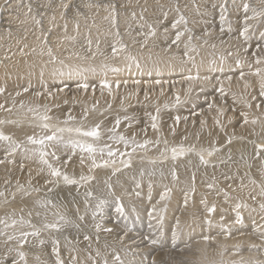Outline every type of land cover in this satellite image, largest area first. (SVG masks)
Listing matches in <instances>:
<instances>
[{
	"label": "bare ground",
	"instance_id": "1",
	"mask_svg": "<svg viewBox=\"0 0 264 264\" xmlns=\"http://www.w3.org/2000/svg\"><path fill=\"white\" fill-rule=\"evenodd\" d=\"M20 1L21 0H0V87L5 88V91L0 93V105L3 106L0 107V131H3L6 135H10L13 140L20 144V147H18L15 152H12L7 142L0 141V161H3V163H0V193H3V195H0V219H8L10 224L11 219L14 218L19 220L20 217H23L25 220H30L31 223L36 225L37 228H41L44 223L57 222L59 217L62 215L65 217L67 223L61 221L63 235L53 236L50 234V231L52 230L41 231L39 237L29 236L26 245L24 244L22 247L18 245L17 241H7L6 236L0 235V264H13V260L18 261V264H24L23 261H20L16 251H10V249H15L17 247L20 248V251L26 253L27 264H60L61 261L64 263V260L60 259L58 256L57 258L53 257L52 260L48 259L43 263H38V259H42L49 248H51V253L54 252V248L57 245L55 241L65 240V226L68 227L73 223L78 224V216L86 213V211L91 212V210L97 206L99 199L105 200L107 198H112L107 194L108 189H111L112 187L113 188L109 192L112 191L117 193V195H120L122 198L121 200L123 201L122 203H124L125 207H133L135 212L140 209V207L141 209L142 207H145L136 201L141 200V197H138V194L137 196H134V193L129 192L128 186L131 182H134L135 185H137L138 182L139 186L142 185L141 183H143L145 186H151L155 183L153 181L154 183L152 182V184V180H155L157 186H159L161 189L166 188L172 190V193L170 197H167V194L163 193L162 191L163 194L161 197L164 198L156 202L154 206H149L151 207L150 210H152V213L150 212L149 215L156 217V220L162 222L167 216L168 218L171 216L172 212L176 210V207L178 206L177 204H179L181 201L183 209L179 212L178 216H176L175 226L172 227L174 232L177 231L178 228L182 227V223L186 221L184 218H187L188 212L197 207V205L202 204L201 207L204 209V215H202L200 219H196L198 223L197 226H199L198 228L196 226L197 231L198 229L200 231L202 228V225L200 226L199 222L205 221L204 223L209 226L206 230L213 231V234L208 233L206 236L210 238L214 237V239L205 240L204 237L197 236L198 238L194 240V247L197 250L196 256H194V264H252V259L250 261L248 260L249 255L256 256L254 260L257 262V264H264V260L260 261L263 253L259 252L261 247L264 248V245H260L261 247L257 252L254 253L251 251L250 253L247 250V252L241 250V248L245 245H253L252 243L246 242L250 239L252 242L262 241L264 244V240L259 238L260 236L253 239L250 237V234L246 236L244 232L236 235L233 234V232H235V228L238 229L235 226L240 224L236 222V204H246L247 207H250V202L248 199L250 195H252L251 193H253V196L264 204V196L261 195V189L264 188V163H262L260 166L262 168L258 174V180L255 184L251 179L243 177L238 171L239 167L233 166L234 164H225V162L224 164L227 168H224V164H221L222 166L211 165L216 156L219 155L217 149L229 141H233L235 139L240 140L235 141V146H237L243 144V141L241 140L246 138L248 139V144L251 143L254 148H257V145L264 143V96H261V82L262 78H264V46L261 47V49L254 45L252 46L253 51L251 49V54L255 55L252 62L251 60H248L246 63L236 61L234 66L235 69L239 70V68L243 66V68L249 69L248 72L243 73V75L240 73L236 76L229 75L227 77H216L215 75H220L223 69L224 70L222 73L233 71V69H231L233 66H224L226 61H228L225 57L231 56L233 52L238 53V50L241 48L239 47L237 50H235L236 48L233 49V47H230V49H228L225 46L226 44L227 46H230V44L234 43L238 38L237 36V38L235 36L234 38L229 37L226 39V41H219L221 38L213 41L211 43V48L214 50L212 51L213 53L208 52L209 47H207L208 49L203 46L198 47L190 42H183L182 47H180L179 42L177 46H174V43V45L167 44V42L166 44L162 43V45H160L159 43L157 44L153 42L152 38L146 36L148 38L140 42H134V39L131 38L132 41H130V45H126V48L119 51L118 54H113L112 48L114 46L119 48L121 45L119 42L116 43L113 41V43H111L109 40L111 45L108 46L107 49H105L104 45V47H91L93 43L97 44L96 37L98 35L94 32V35L91 34V37L88 38L90 41L85 44L84 42L86 41V38H83L86 37L83 35L85 29H73L75 24L72 26V28H65V25L63 26L61 24L63 20L61 19L62 11L60 12V10L51 8V6H49L45 0H31L33 3L32 5L35 7L37 16L40 18L43 17L44 23L42 27L41 25H38L36 28H32L30 24H27L26 13L23 12V8L20 6L23 1L22 3ZM158 1L161 5L166 6V3L162 0ZM212 1L215 2L217 0ZM257 1L264 2V0ZM257 1L256 4H258ZM28 4L30 7L31 2L28 1ZM62 5H65V3L57 2L54 8ZM103 6L105 7V5ZM15 7H17L18 10ZM88 7L89 5L87 8ZM261 8L263 9V7ZM52 9L53 13L51 15L49 10ZM11 11H14L15 13H12ZM189 11L194 12L192 6L189 7ZM63 17L65 18V14ZM241 18L240 20L243 21L244 17L242 19ZM13 20L19 23L13 26ZM244 21H246V19H244ZM236 24L235 26H237ZM86 26L88 25L86 24ZM224 29L226 30V28ZM255 35L258 36L259 34ZM13 36H15V38L12 39V43L10 39ZM246 38H249V34L245 37V39ZM8 39L11 41V43L8 41ZM45 39L47 41L46 43ZM100 39H103V36L102 38H99V40ZM127 40L129 39L127 38ZM252 42L248 43V47ZM49 48L52 50L51 57L48 55ZM195 53L196 55L193 57ZM53 57L55 58V63L52 62ZM129 57H135V61ZM59 61H63L64 65L79 66L81 68H94L95 72L85 73L87 76L86 81L77 76H73L71 78L67 76H54L52 72L54 68L60 67ZM137 62L139 66H137ZM258 68L262 70L260 75L256 74V70ZM41 69L44 70V75L42 78L40 76ZM174 74H178L175 81H169L166 78H163V76L171 77ZM197 75L199 76V79H187L189 76L196 77ZM148 76H153L152 80L148 79L150 78ZM205 77H208V79H205ZM161 78L166 80H158L159 83H157L158 81H154ZM230 78H237L235 79V85H233L235 90H232L230 87L222 86L228 85L227 80H231ZM104 80H107L111 85V91H109L107 87L101 86ZM149 81L153 82L150 85L141 84ZM85 82H87L89 85L88 89L85 90L84 88L77 86L78 84ZM119 85H123L122 91L119 89ZM123 87L126 89L123 90ZM25 88L28 89L27 92L24 91ZM200 89L203 92L217 93V95L212 94L202 97L201 102L206 101L212 105L211 107L207 106L204 108H197L191 103L185 104L181 108H177V105H173L172 113H170V110H165L163 113H159L161 116L162 114L166 115L167 112L170 113L166 115L167 119L165 123L167 124L164 123L165 127L157 125L156 129L152 128V123L150 124L152 119L150 120V118L154 116L155 110L150 107L148 103H156L155 106L157 107L158 105H163L164 103L170 105L171 107L177 96H179V99L181 97H187L190 99V102H193L197 91ZM17 93L20 94L17 95ZM115 97H118L117 103L112 101L116 100ZM126 102L132 103L133 105L134 103L140 104L141 102H146L149 106L147 104L145 106V103L140 106H135V104L134 108L128 109ZM235 103H237L239 106L235 105ZM21 104H23V107H21ZM132 104L131 106H133ZM93 105H95V107H93ZM249 105H251V107H249ZM38 106L40 112L44 111L45 106L48 107V114L52 117L48 123L54 127H75L83 124V126L87 129L89 127L95 126L97 123L102 122L101 137L98 141L94 142L99 146H103L105 144L110 145L113 151L116 150L115 141L110 139V136H112L113 133L108 131V129L113 127H116L117 134L124 135L129 139L134 136L135 140L137 139V144H142L145 139L151 140L153 142L162 141V144L153 143L149 144L147 147L141 148L136 144H134V147L133 144L130 143V147H127V149L118 147V152H116V155L111 158L116 161L115 164H109L108 166H103L102 164L103 160L109 159L107 152L103 154L97 153V163H100L101 166L91 169V171L89 170L91 160L87 153H81L79 149H65L62 146H57L56 152L60 157V166L62 168L64 161L68 160L69 156H71V160L69 161L66 169H64L69 173V175L75 176L77 179L80 175H90L93 177L100 176L101 181L90 185H86L83 182L80 184L82 186L79 187V189H69L66 192L64 191L61 194V197L58 199L53 198V189L59 187V190H63L69 187V185L65 186V183H63L62 180L59 183H48V181L53 178L50 177L47 167L40 163L38 156H32L30 152L26 153L24 150L25 148L31 149L35 147L31 144H28V136L36 135L39 137L43 134V130L39 126L42 121L34 116L32 112L28 111L30 107L37 108ZM151 106L153 105L151 104ZM143 107H145L144 110H142ZM92 109L95 110L93 113ZM85 112L87 113L86 117ZM144 112H147V115H145ZM244 113H247V124L244 123ZM69 115L74 117L75 120L70 121L68 125H65L63 121L67 120ZM177 116L181 118V121H184L182 133L184 135L182 136L175 133L177 131L173 122L176 121ZM125 117H128V119H125ZM117 119L120 120L119 126H116L115 124ZM217 120H219V123H217ZM253 120H256V123H252ZM13 121H15V123H13ZM226 124L230 125L228 133L220 128ZM215 127H217V129H215ZM105 132L107 133L106 138ZM65 135L67 136L68 134ZM185 137H187V139H185ZM79 138L87 139L89 142H93L91 138ZM107 138L108 140H106ZM168 138H171L172 140H169ZM167 139L170 141L167 145L169 148L180 144H183L185 147L194 145L195 150L189 152L191 154L187 153L191 158H189L186 154L184 156H187L188 158H183L184 156H181V159H172V154L170 151L164 153V141H167ZM129 148H135V150L131 149L127 152ZM213 149H215V151H213V155L209 157L207 152ZM49 151H51V149H49ZM256 152L257 151L255 150L253 155H256ZM162 153H164V155L168 157L167 160L170 161L167 163H162L160 166H154L153 162L156 159H164ZM200 153L204 154L207 162H210L208 165H205V163L203 164L201 162L199 155ZM243 155L244 154H242V156ZM81 156L84 157L85 161L83 165L80 163ZM263 156L264 153H261L259 157ZM193 157L195 158L193 159ZM129 158L130 160L133 159L145 161H142V163L137 161L138 170L134 169L133 171L132 169L125 171V175L122 176V179L126 178L125 180H119V177L112 178L114 180H109L108 176L112 175L113 171L123 167L125 169L127 167L125 166L124 162L129 161ZM105 167H109L110 170L108 172H104ZM173 172H175L178 178H174ZM242 182L245 185H243ZM209 185L212 187H209ZM246 185H248L252 191L249 190ZM89 192H91L93 195L89 196ZM225 193H227V198H225ZM186 198L188 200L187 205H185ZM205 200L207 201L206 204L203 202ZM88 201L90 202L89 204ZM107 202H109V200H107ZM212 204L216 205V212L209 214L207 212V207H210ZM93 205L95 206L93 207ZM241 209L239 210L240 214ZM70 211H72L74 215H70ZM99 214L100 212L97 214L98 217L96 220V225L99 224L100 227L97 228L96 225L94 226L96 227V230L101 229L103 231L104 234L102 235L107 239L108 242L110 239L114 238L110 232L113 230L115 232V228L117 229V227H114L113 229L112 224H106L104 220L99 218ZM228 214L229 217H231L230 215L234 214L235 218H233L232 215V220L228 219ZM221 217H223V220H221ZM116 218L118 219V217ZM209 219L212 221L211 224L207 222ZM154 220L155 219H153V222ZM177 221H179V225H177ZM155 223H157V221ZM82 224L86 225L87 227H93L91 216L88 218L85 217ZM263 224L264 223L261 222V219L258 220L256 224H254V228H256L255 231L258 233V235L261 233L264 236V227H262L264 226ZM154 228L156 229V227ZM0 229H4L3 224H0ZM18 230L29 232L32 231V229L27 225H17L15 229L10 227L5 231H7L9 234H12ZM116 232L118 231L116 230ZM119 232L121 231L119 230ZM71 233L76 232L71 231ZM71 233H69L67 239L70 241H75ZM135 235L130 236L129 238H127L125 235L126 241L128 243L124 242L125 245L122 246L127 245L129 246L127 250L141 253L142 249L144 251L146 248L143 245L148 243L144 240V238H138L139 236L136 237L138 234L136 236ZM161 235H163V233ZM171 235L173 236V234ZM77 236L80 237L78 232ZM154 236L151 234V237ZM81 239L77 238L78 241ZM118 239H121V236L118 237ZM41 240H43V244L40 243ZM81 241H84V245L81 247L80 253H82L85 258L89 259V261L85 264H94L98 261H100L102 264H105V261H109L107 257L108 251L101 252L94 248L90 243L87 245V239H83ZM154 245L155 243L153 246ZM74 248L75 246L73 245V249ZM109 248H111V246H109ZM158 257L159 256L155 255L153 259L156 260ZM122 264L124 263L122 262Z\"/></svg>",
	"mask_w": 264,
	"mask_h": 264
},
{
	"label": "rangeland",
	"instance_id": "2",
	"mask_svg": "<svg viewBox=\"0 0 264 264\" xmlns=\"http://www.w3.org/2000/svg\"><path fill=\"white\" fill-rule=\"evenodd\" d=\"M22 1H23L24 4L22 3ZM25 1L21 0L20 2L22 4H20V6H21V8H23V12L26 13L27 24H30L32 28H36L38 25H41V27H42V25L44 24L43 23V17L40 18V17L37 16V13L35 12L36 11L35 7L32 5L33 3H32L31 0H25ZM28 1L31 2L30 7H29V4H28ZM41 1H44V0H41ZM45 1L49 4V6H51V8H53L55 10H60V12L62 11L61 12V14H62V18L61 19H63V20H62L61 24L63 26L65 25V28L66 27H71L72 28V26L75 24L73 29H76V28L77 29H80V28H84L85 29L84 33H83V35L86 36V37H83V38H86V41L84 42L85 44L90 41V39H88V38L91 37V34L94 35L93 33L95 32V34H97L99 37L98 36L96 37L97 44L93 43L91 45V47H93V46L94 47H101V46L104 45L105 49H107V47L110 46L111 43H113V41H115L116 43L119 42L120 44H124V45H128V44L130 45V41H132V39H134V42H138V41L140 42L142 40H145L148 37L152 38L153 42H155L157 44L159 43L160 45H162V43L166 44V42H167V44H172V45L175 44L174 46H177L178 42H176L177 44L174 42L175 41L174 37L176 35L175 33L177 31H183L184 35L181 37V39L179 41L180 47L183 46L182 45L183 42H190V43H192V44H194V45H196L198 47H202V46L206 47V48L209 47V49L207 48L208 52L213 53L212 51H214V50H212L213 48H211V46H212L211 43L213 41L218 40L220 38L222 40L220 39L219 41H223V40L226 41V39H228L229 37L234 38V36L235 37L237 36L238 38L236 37L237 40L234 43L230 44V46H227V44L225 46L228 49H230V47L231 48L233 47V49L236 48L235 50H237L239 47L241 48L240 50H238V53H234L233 52L231 56H226L225 57L228 61H226V64L224 66H226V67L233 66L231 68V69H233V71L232 72H223L222 73V71L224 70L223 69L221 71L220 75L219 74L215 75L216 77H218V76L227 77L229 75L236 76V75H238L240 73L248 72L249 69L243 68V66H241L239 68V70L235 69L234 66H235L236 61L237 62L241 61L242 63H246L248 60H251V62H252V60H253V58L255 56V55L251 54L252 51H253L252 46L254 45V46L258 47L259 49H261V47L264 46V39H263L264 38V6H263L264 2H262V1H257V0H225V1L224 0H217V1L214 2L212 0H180V1L179 0H162L163 2L166 3V6L165 5L164 6L161 5L158 0H149V1H147V0H120V2H119V0H117V1L116 0H113V1H111V0H99V1L98 0H89V1L88 0H82V1L81 0H67V1L66 0H59V1L58 0L57 1L56 0H45ZM53 1L56 2V3L57 2L65 3V5H67V8L62 7L63 5L62 6H58L57 8H54L56 3H54ZM256 1L260 5L256 4ZM82 3H83V5H82ZM108 3L111 4V5H109ZM88 5H89V7L87 8ZM103 5H105V7ZM245 5H248L247 9L245 8ZM191 6L193 7L194 12H190L189 11V7H191ZM260 6L263 7V9ZM158 7H160V8H158ZM15 8L17 9V7H15ZM89 8H91V9H89ZM100 8H101V10H100ZM53 9L49 10L50 12L48 11L49 13H51V15L53 13ZM130 9H132V10H130ZM153 9H156V10H153ZM177 9H179V11H177ZM66 11H68V12H66ZM112 11H114V12H112ZM11 12L15 13L14 11H11ZM73 12H75V13H73ZM102 13H103L104 16L102 15ZM258 13H260V14H258ZM64 14H65V18L63 17ZM181 14H183L184 17L187 19V21H188L187 25L181 24L178 29H173L171 27L172 23L176 19H178ZM241 16H242V18L244 17L243 21L240 20ZM246 16H247V19H246ZM68 17H70V18H68ZM221 17H224V19H221ZM236 19H238V20H236ZM244 19H246V21H244ZM69 20H70V23H69ZM18 21H21V20H18ZM23 21H25V20H23ZM36 21H39V23H36ZM18 23L19 22H15L14 20L12 22L13 26L15 24L17 25ZM71 23H72V25H71ZM244 23H246V24H244ZM86 24L88 26H86ZM97 24H99V25H97ZM235 24L237 26H235ZM127 25H129V26H127ZM226 25H228V26H226ZM218 26H220V27H218ZM245 26L248 28V32L247 33L249 34V38H246V39H245V35L242 34L244 32L243 29H245ZM114 27H116V28H114ZM11 28L13 29L12 26H11ZM152 28H156L155 35H150V32H151ZM220 28H222V29H220ZM224 28H226V30H228V31H226ZM165 29H168V31L165 32L164 31ZM185 29H187V31H185ZM131 30H132V32H131ZM242 30H243V32H242ZM249 30H250V32H249ZM72 31H74V30H72ZM103 31H104V33H103ZM135 31H136V33H135ZM222 31H224V32H222ZM117 33H120L119 36L117 35ZM221 33H222V35H221ZM248 34H247V36H248ZM255 34H257V35L259 34V35L256 36ZM15 35H17V34H15ZM102 36H103V39L99 40V38H102ZM122 36H123V38H122ZM146 36H148V37H146ZM195 36H197V37H195ZM10 37H8V38H10ZM115 37L116 38L118 37V38L116 39ZM13 38H15V36H13L10 40L12 41ZM127 38L129 40H127ZM10 40L8 39V41L11 43ZM109 40H110L111 43L109 42ZM239 40H240V42H239ZM249 42H252L253 44L250 43L251 45L248 47V45H249L248 43ZM12 43H13V41H12ZM94 44H96V45H94ZM236 45H240V46H236ZM245 46H247V47H245ZM251 49H252V51H251ZM247 54H248V56H247ZM195 55H196V53L193 55V57ZM256 55H259V54H256ZM226 69H228V68H226ZM211 74H213V73H211ZM179 75H180V73H179ZM177 76H178V74L177 75L174 74L171 77L163 76V78H166L169 81H171V80L175 81ZM148 77H150V76H148ZM145 78H147V77H145ZM152 78H153V76L148 78V79L152 80ZM163 78L157 79V80H154V81L166 80V79H163ZM230 79L231 80H227V84L228 85H222V86L223 87H230L232 90H235L233 85H235V79H237V78H230ZM152 82L153 81H149V82H144V83H141V84L142 85H144V84H149L150 85ZM133 84H135V83H133ZM120 85L118 87H120L119 89H121V91H122V86L123 85L122 86H120ZM125 89L126 88L123 87V90H125ZM212 94L213 95H217L216 92H203L200 89L199 91H197L195 99H194L193 102H190V99H188L187 97L186 98L181 97L179 99L180 102L177 103L176 100H175L173 102V104L171 105V107H170V105L164 104V103H163V105L162 104L158 105V107L155 106L156 103L150 102L148 104L150 105V107H152L155 110L154 111V116H157V120L155 121L156 124L158 126L161 125L162 127H165L164 123L166 122V119H167L166 115L173 112V110H172V106L173 105H175V106L177 105L176 106L177 108L178 107L181 108L185 104H190L191 103V104L194 105V107L204 108V107L209 106L210 103H208L206 101L201 102L202 97L203 96H207V95H212ZM232 96H233V94H232ZM115 98H116V100H112V101L113 102L115 101L114 103H117L118 102V100H117L118 97H115ZM141 103L140 104L134 103V105L136 104L135 106H138V105L140 106V105H143V103H145V106H146V104H147L146 102H141ZM131 104L132 103H127L126 102V105H127L128 109L135 107L133 104H132L133 106H131ZM151 104L153 106H151ZM235 105H238V104L235 103ZM144 109H145V107H143L142 110H144ZM158 109H159V112L157 113ZM165 110L166 111L170 110V113L167 112L166 115H163V114H162V116L159 115V113H161V112L163 113V111H165ZM94 111L95 110L92 109V113ZM144 114L147 115V112H144ZM150 120H151V118H150ZM183 122H184L183 120L182 121L179 120L177 122L176 121L173 122V124L175 125V128H176V131H177L175 133L176 134H180L181 136L184 135V134H182L183 133ZM151 123H153V120L150 122V124ZM150 124H149V126H150ZM165 124H167V123H165ZM149 126H147V127H149ZM220 128L222 130H225V132L228 133L230 125L226 124V125H224L223 127H220ZM215 129H217V127H215ZM106 134L107 133L105 132V138H106ZM168 139L172 140L171 138H168ZM168 139H167V142H170V141H168ZM106 140H108V138ZM247 140L248 139H246V138L244 140H241V141H243V144H240V145H237V146H235L236 145L235 141H240V140H236V139L233 140V141H230V142H227V143L223 144V146H221V147H219L217 149L219 155L216 156V158L211 163V165L222 166L225 162H226L225 164H227V163L228 164H234L233 166L239 167L238 171L241 173V175L243 177H247V178L251 179L252 181L253 180L257 181L258 180V174L260 173L261 168H262L260 166H261L262 163H264V156L263 157H257V155H253L254 151L255 150L257 151V148H254L251 143L248 144ZM160 144H162V141L160 142ZM133 146H134V144H133ZM115 147H116L115 151L118 152L117 151L118 147H121L122 149L123 148L127 149V147H130V146H129V144L127 146H125L122 141H115ZM131 149H133V148H129L127 150V152L130 151ZM239 153H241V154H239ZM261 153H264V151H262ZM189 154H191V153H189ZM189 154H187V156ZM242 154H244V155L242 156ZM187 156H184V157L182 156V157L183 158H188L189 156L188 157ZM189 158H191V157H189ZM194 158L195 157H193V159ZM177 159H181V157H179ZM129 160H130V158H129ZM130 161H131L130 165L127 166L125 169L123 167V168H119L116 171H113V174L108 176L109 180H114L112 178H116V177H119V180H125L126 178L122 179V176L125 175V171L132 170V169H133V171H134V169L138 170L137 163L138 162L142 163V161L144 162L145 160H140L139 161V160L131 159ZM133 161H134V163H133ZM169 161L170 160H167V159H156L153 162V164H154V166L155 165L156 166H158V165L160 166L162 163H167ZM176 161H180V160H176ZM209 163L210 162L208 161L206 164L208 165ZM225 164L223 166H225L224 168H227ZM104 169H105L104 172L105 171L108 172L110 170L109 167H105ZM98 181H101V177L100 176H98V177L95 176L94 179L86 182L85 184L86 185L87 184L90 185V184H93V183L95 184ZM152 182L154 183V185H151V186H149V185L145 186V185H143V183H141L142 185L139 186L138 182H137V185H135L134 182H131L129 184L130 187L128 186V189H129L128 191L131 192V193H134L135 194L134 196H137V194H138V197H141V200H139V201L136 200V201L139 202L141 205L145 206V207H142V209L140 207V209H138L136 212H135V209L133 207H131V208H128L127 206L125 207L124 203H122L123 201L121 200L122 198L120 197V195H117V193L112 192V191L109 192L113 187L111 189H108L107 194H108V196H111L112 198L105 199V200H109V202H107L106 206L105 205H104V207L102 206V208H100L99 210H97V207H95L93 210H91V212H87L86 211V213H83V214L78 216V224L73 223L72 225H70L68 227L65 226V240L59 241V243L54 248V252L53 253H51V248L47 249L46 253L44 254V257L42 259H38V263H43L44 261H46L48 259L52 260L53 257L57 258V256H58L60 259L64 260L63 264H85L86 262L89 261V259L85 258L84 255L82 253H80V250H81V247L84 245V241L82 242L81 240L87 239L88 240L86 242L87 245L90 243L94 248H96L97 250H99L101 252L108 251V253H107V257H108V260H109V261H107L108 264H113L115 256L118 255V254H119V260H120L118 262V264H122V262L124 264H130V263L131 264H146V263L147 264H190V263L194 264V256H196V253H197V250L194 247V240H196L198 237H205L206 234H208V233L209 234L210 233L213 234V231L206 230L209 226L206 223H204L205 221L199 222V225L200 226L202 225V228L200 229V231H199V229L197 231V228L199 226H197L198 223H197L196 219H198V218L200 219V217L202 215H204V209H203V207H201V205H202L201 201H200L201 205H197V207H195L196 209L194 208L190 212H188L187 218H184V220H186V221L184 223H182V227L181 228H178L177 231H175L176 232V236L174 237V236L171 235L174 232L172 227L175 226L176 216H178L179 212L183 209L182 205H181V201H180L179 204H177L178 206L176 207V210L174 212H172L173 215L172 214H171V216L169 215L170 216L169 218L167 216L166 219L164 221H162V222H160L159 220H156L157 219L156 217H154L152 215H149L150 212L152 213V210H150L152 205L154 206L156 204V202L161 200V198H159V197H161V195L163 193H166L167 197H170L171 193H172V190H169V189H166V188H165L166 190L165 189H161L159 186H157V183H156L155 180H152L151 183ZM144 184H146V183H144ZM66 185H68V184H65V186ZM243 185H245V184L243 183ZM81 186L82 185H80V184H78V185H69V187L65 188L66 190L65 189H63V190L60 189L59 190V187H57L56 189H53L54 191H52V192H54L53 193V198H57L58 199L59 197H61V194L64 191L66 192L69 189H73V190L74 189H79V187H81ZM246 186H247V188L249 190L252 191V189L248 185H246ZM139 187H140V189H139ZM149 187L150 188L152 187V188L150 189ZM134 189H135V191H134ZM162 191H163V193H162ZM142 192H144V193H142ZM251 194L252 195H250V197L248 199L249 202H250V207L251 208L250 207H242V209H241V217L242 218H246V219H242V222H240L239 225L235 226L238 229H236V228H235V230L233 229L235 231V232H233V234L236 235V234H240V233L244 232V234L246 236H248V234H250V237L253 238V239L258 238L260 236L259 238H262V240H264V236L260 232H259L260 234L258 235V233H256V231H255L256 228H254V226H255L254 224H256L258 222V220L261 219V222L264 223V209H261V207H260V205L263 204V203L260 202L259 199L254 197L253 193H251ZM141 195H144V196H141ZM117 197H119V200L115 199ZM146 198H147V200H146ZM149 198H150V200H149ZM152 198H155V199H152ZM146 201L149 202V203H147ZM89 203L90 202L88 201V204ZM121 203L124 205L123 206L124 211L122 213L117 211V208H118L119 204H121ZM94 206L95 205H93V207ZM149 206H151V207H149ZM114 210H116V211H114ZM98 212H100L99 218L104 220L106 224H108V225L112 224L113 225L112 226L113 229H114V227H117V229L115 228V232H114L113 229H111L113 231H111L110 233L113 235L114 238L110 239L108 242H107V239L102 235V234H104L103 231L101 229L100 230H98V229L96 230V227L94 226V225H96ZM69 213H70V215H74L72 213V211H70ZM94 213H95V215H94ZM105 214H107V215H105ZM116 214H118L119 216L116 215ZM137 214H138V216H137ZM232 215H233V218L237 217V216L234 217V214H232ZM232 215H230L231 217H229V214H228L227 215V217H229L228 219L232 220ZM90 216H91V222L93 224V227H87L86 225L82 224V222L84 221V218L85 217L88 218ZM81 217H83V219H81ZM116 217H118V219ZM114 219H116V220H114ZM153 219H155L154 222H153ZM156 221H157V223H155ZM132 222H133V224H132ZM186 223H188V224H186ZM249 224H250V226H249ZM155 225H157L158 228ZM196 226H197V228H196ZM154 227H156V229ZM116 230L118 232H116ZM119 230L121 232H119ZM125 230H126V232H125ZM164 230H165V232H164ZM194 230H196V231H194ZM71 231H75L76 233H71ZM221 231H223V230H221ZM77 232L79 233L80 237L77 236ZM144 232H146V233H144ZM197 232H199V233H197ZM62 233H63V229H61V228L58 231L54 230V229L52 231H50V234H52L53 236L63 235ZM69 233H71L73 235L75 241H72V240L70 241V240L67 239ZM162 233H163V235H161ZM133 234L134 235L138 234L137 236L136 235L135 236L136 237L139 236L138 238H140V237L144 238V240L148 243V244L143 245L146 248L144 249V251L142 249L141 253L137 252V251L127 250L129 248V246H127V245L126 246H122V245H125L124 242L128 243L126 241V236H127V238H129L130 236H134ZM151 234H152V236H154L155 234L156 235L154 237H151ZM218 234H222V233H218ZM159 235H161V236H159ZM120 236H121V239H118V237H120ZM145 236H146V238H145ZM195 236H196V238H195ZM156 237L157 238L159 237L158 241H157ZM77 238H80V239L82 238V239L80 241H78ZM152 240L155 241V245L154 246H153L154 243H152L153 242ZM178 240H179V242H178ZM174 241H176V242H174ZM246 242L252 243L253 245H250V246L249 245H245L244 247H242L241 250L244 251V252H247V251L248 252L251 251L252 253L257 252L258 249L261 247L260 245H264L262 243V241H260V242L253 241L252 242L251 239L246 241ZM158 244H160V245H158ZM25 245H26V243H25ZM73 245L75 246L74 249H73ZM109 246H111V248H109ZM262 248L263 247L260 248L259 252L264 254V252H262V251H264V248H263V250H262ZM125 250H127V251H125ZM128 252H129V254H128ZM263 254H262V258H264ZM155 255L159 256L158 258H156V260L153 259V257ZM131 256H132V258H131ZM137 256H139V257H137ZM243 257H244V255H243ZM255 257H256L255 255H249V259L248 260L250 261L252 259L251 260L252 264H257V262L254 260ZM262 258L260 259V261L264 260ZM94 264H102V263L100 261H98L97 263H94Z\"/></svg>",
	"mask_w": 264,
	"mask_h": 264
},
{
	"label": "snow or ice",
	"instance_id": "3",
	"mask_svg": "<svg viewBox=\"0 0 264 264\" xmlns=\"http://www.w3.org/2000/svg\"><path fill=\"white\" fill-rule=\"evenodd\" d=\"M63 7L67 8V5H63ZM248 5H245V8L247 9ZM177 11H179V9H177ZM221 19H224V17H221ZM247 19V18H246ZM36 23H39V21H36ZM188 21L187 19L184 17L183 14H181L179 16L178 19H176L171 27L173 29H178L179 26L181 24L187 25ZM165 32L168 31V29L164 30ZM185 31H187V29H185ZM156 29L152 28L150 35H155ZM247 32H248V28L246 27L244 29L243 35H245V37L247 36ZM117 35H119V33H117ZM184 35L183 31H177L176 35H175V41L174 42H179L181 37ZM46 39H45V43H46ZM124 48H126V45L121 44L119 48L117 47H113L112 48V52L113 54H118L119 51L123 50ZM48 55L51 57L52 56V50L49 48L48 50ZM130 59H132L133 61H135V57H129ZM53 63H55V58L53 57ZM259 62V61H258ZM60 67L58 68H54L52 74L54 76H59V77H73V76H77V77H81L84 81L87 80V76L85 75V73L88 72H95L94 68H81L79 66H71V65H64L63 61H59ZM137 66L138 62H137ZM115 70V69H114ZM262 72L261 69H257L256 70V74L260 75ZM44 75V70L41 69L40 71V76L41 78ZM243 75V73L241 74ZM187 79L192 80V79H199V76L197 75L196 77L193 76H189L187 77ZM205 79H208V77H205ZM159 83V81L157 82ZM78 87H82L85 90L88 89L89 85L87 82L82 83V84H78ZM102 87H107L109 91H111V85L109 84V82L107 80H104L101 84ZM5 91V88L0 87V93H3ZM25 92L28 91L27 88L24 89ZM20 93H17V95H19ZM39 95V94H38ZM261 96H264V78H262V82H261ZM176 102L179 103V96H177L176 98ZM212 105H209V107H211ZM0 107H3L2 105H0ZM21 107H23V104H21ZM93 107H95V105H93ZM249 107H251V105H249ZM29 112H32L34 116H36L40 121H42V123L39 125L41 127V129L43 130V134L40 135L39 137H37L36 135H31L27 137V142L28 144H31L35 147L28 149L25 148V152L26 153H31L32 156H38L39 161L41 164H43L44 166L47 167L48 172L50 177H52L53 179L49 180L48 183H59L62 182L68 185H78L81 184L82 182L86 183L92 179H94L93 176L90 175H80L79 178L77 179L75 176L69 175V173L64 170L66 169L69 161L71 160V156H69L68 160L64 161L63 164V168L60 166V157L57 155L56 152V147L57 146H62L65 149L71 148L73 150L79 149L81 153H87L88 157L91 160V165H90V171L91 169L94 168H98L101 166L100 163H97V159H96V154L100 153L103 154L105 152H107V156L109 159H105L102 161L103 166H108L109 164H115V160L111 159L113 156L116 155V151H113L112 147L110 145H103V146H99L97 143H95L94 141H98L101 137V123H97L95 126L93 127H89V128H85L83 126V124H80L79 126H75V127H70V126H66V127H54L53 125H51L50 123H48V121H50L52 119V117L48 114L49 109L47 108V106L44 107V111L40 112L39 111V106L37 108H29L28 109ZM159 112V109L157 110V113ZM245 119H244V123L247 124L248 123V119H247V113L243 114ZM87 116V113L85 112V117ZM125 119H128V117H125ZM151 119L153 120L152 123V128L156 129L157 128V124L155 123V121L157 120V116H152ZM181 118L179 116L176 117V121H179ZM75 118L72 117L71 115L68 116L67 120L63 121V123L65 125H68L70 121H74ZM13 123H15V121H13ZM217 123H219V120H217ZM252 123H256V120H253ZM116 126H119L120 124V120L117 119L115 121ZM108 131H110L111 133H113L112 136H110V139L115 140V141H122L124 143L125 146H127L128 144H136L138 147L144 148L147 147L149 144H159V141H151V140H147L145 139L143 141L142 144H137V141L135 140V137L133 136L131 139L125 137L124 135L121 134H117L116 132V127H113L111 129H108ZM65 134H68L67 136ZM74 134V135H73ZM79 137H86V138H91L93 142H89V140L87 139H80ZM185 139H187V137H185ZM0 141H5L8 143V145L11 148L12 152H15L17 150L18 147H20V144H18L15 140H13V138L10 135H6L3 131H0ZM230 142V141H229ZM165 144V148H164V153L167 152H171L172 154V159H176L178 157L184 156L189 152H192L195 150V146H189V147H185L183 144L177 145V146H173L171 148H169L168 142L165 140L164 141ZM49 149H51V151H49ZM135 150V149H133ZM118 151V150H117ZM213 151H215V149L208 151L207 155L210 157L213 155ZM261 151H264V143L257 145V152L256 155L257 157L260 156ZM164 153H162V155L164 156V159H167L168 157L166 155H164ZM200 160L202 163H207V160L205 159V156L203 153H200ZM84 157L81 156L80 158V163L81 165L84 164ZM0 163H3V161H0ZM125 166H129L131 161H125ZM43 170V169H42ZM173 176L174 178H178L175 174V172H173ZM194 179V177H193ZM254 184L256 183L255 180L252 181ZM209 187H212L211 185H209ZM194 191V189H193ZM0 195H3V193H0ZM89 196H92L93 194L91 192L88 193ZM166 195V194H165ZM261 195L264 196V188L261 189ZM164 197H161V199H163ZM225 198H227V193H225ZM117 200H119V197L116 198ZM205 204L207 203V201H203ZM107 203V200L104 199H99V202L97 204V210H99L100 208H102L103 205H105ZM188 200L187 198L185 199V205H187ZM242 207H247L246 204H236L235 205V210H236V215H237V223L242 222V217L240 214V209ZM261 209H264V204L260 205ZM118 212H123V204H119L118 208H117ZM207 212L209 214L211 213H215L216 212V205L212 204L210 207H207ZM31 215V214H29ZM95 215V213H94ZM81 219H83V217H81ZM221 220H223V217H221ZM61 221L67 223L66 219L64 216H60L59 220L57 222L54 223H44L42 225L41 228H37L36 225L32 224L30 220H25L23 217H20L19 220L17 219H11V223L9 224L8 219H0V224L4 225V229H0V235L6 236L7 237V241H17L18 245L20 247H22L25 243H27L28 241V237L29 236H34V237H39L41 234V231H46V230H59L62 227ZM209 224L212 223V221L209 219L207 221ZM17 225H27L28 227H30L32 229V231H23V230H18L17 232H14L12 234H9L7 231H5L8 228H16ZM177 225H179V221H177ZM97 228L100 227L99 224L96 225ZM264 227V226H262ZM110 231V229H109ZM176 232H173V236L175 237ZM205 240H209V239H214V237L210 238L208 236L204 237ZM6 241V242H7ZM41 244H43V240L40 241ZM55 243H59V241H55ZM153 243H155V241H153ZM16 251L18 253L19 259L20 261H23L24 264H27V258H26V253L23 251H20V248L17 247L15 249H10V251ZM119 262V255H116L113 264H118ZM13 264H18V261L13 260ZM60 264H63V262L61 261ZM105 264H108L107 261H105Z\"/></svg>",
	"mask_w": 264,
	"mask_h": 264
}]
</instances>
